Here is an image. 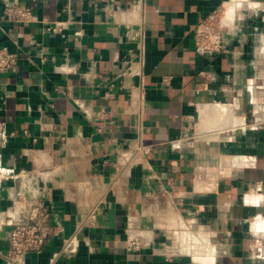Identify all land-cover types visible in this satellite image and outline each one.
Returning <instances> with one entry per match:
<instances>
[{"label": "crops", "instance_id": "1", "mask_svg": "<svg viewBox=\"0 0 264 264\" xmlns=\"http://www.w3.org/2000/svg\"><path fill=\"white\" fill-rule=\"evenodd\" d=\"M0 47V264L31 204L16 264H264V0H0Z\"/></svg>", "mask_w": 264, "mask_h": 264}, {"label": "built area", "instance_id": "2", "mask_svg": "<svg viewBox=\"0 0 264 264\" xmlns=\"http://www.w3.org/2000/svg\"><path fill=\"white\" fill-rule=\"evenodd\" d=\"M228 14L224 7H218L198 19L193 34L197 50L210 52L223 50L222 30L231 22V16ZM3 18L8 22L25 23L33 20V14L26 6L9 3L4 6ZM16 62V53L0 47V72L12 69ZM49 216L45 205L29 206L26 220L16 223L9 232V248L5 254L8 263L16 264L26 253L42 249L51 230Z\"/></svg>", "mask_w": 264, "mask_h": 264}, {"label": "rangeland", "instance_id": "3", "mask_svg": "<svg viewBox=\"0 0 264 264\" xmlns=\"http://www.w3.org/2000/svg\"><path fill=\"white\" fill-rule=\"evenodd\" d=\"M231 4H229L227 7L224 6L225 11L230 12L232 10V7H230Z\"/></svg>", "mask_w": 264, "mask_h": 264}]
</instances>
